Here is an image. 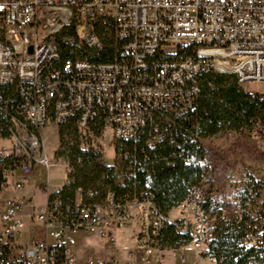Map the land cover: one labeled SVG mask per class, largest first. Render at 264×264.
<instances>
[{
	"label": "built area",
	"instance_id": "2783aa9c",
	"mask_svg": "<svg viewBox=\"0 0 264 264\" xmlns=\"http://www.w3.org/2000/svg\"><path fill=\"white\" fill-rule=\"evenodd\" d=\"M67 24L75 26L77 45L98 50L109 39L112 59L62 58L54 34ZM208 72L233 75L238 84L264 82V0H0V264H117L114 231L132 223L134 245L122 264H158L164 222L188 232L192 247L206 245L212 232L202 187H190L170 218L154 205L146 165L186 153L163 155L162 142L200 143L184 123ZM250 96L264 103V94ZM49 125L61 129L57 159L41 137ZM252 125L264 132V117ZM148 151L159 157L148 159ZM187 155L183 164H194ZM94 165L110 171L111 183L76 180ZM36 166L44 173L34 186L43 201L30 218L42 233L20 245V212L30 198L16 193ZM53 167L62 176L50 184ZM137 172H145L140 182ZM241 176L233 205L255 219L264 212V175ZM80 232L103 238L109 254L79 263L72 248ZM262 237L257 230L247 240Z\"/></svg>",
	"mask_w": 264,
	"mask_h": 264
},
{
	"label": "trees",
	"instance_id": "16d2710c",
	"mask_svg": "<svg viewBox=\"0 0 264 264\" xmlns=\"http://www.w3.org/2000/svg\"><path fill=\"white\" fill-rule=\"evenodd\" d=\"M104 26L105 24L98 25L97 31L103 32ZM64 36L68 39L62 40ZM54 41L62 58H86L95 61L112 59L113 51L109 39L104 38V44L98 50L83 44L77 45L73 26L62 34L55 35ZM263 117L264 103L243 91L233 75L208 72L201 77L196 111L190 123L184 125L187 127L189 124L193 125L190 133H196L201 139L223 129L238 130ZM58 133H61V129H58ZM179 142L177 140L172 146L162 142L157 146V150L163 152V155H168L171 150L177 152L183 148L186 151L183 156L176 153L174 156L158 159L146 165V170L153 179L150 190L155 207L167 215L171 208L180 203L190 187L201 186L202 207L209 216V228L212 232V237L206 243V255L213 258L216 264H264V212L258 211V217L253 219L244 215L242 208L234 206L233 202L230 206L229 202L212 196L210 188L203 186L208 177L202 165L207 155L205 147L201 142L197 143L198 145L192 144L187 138H184L180 145ZM187 154H193L196 160L194 164H183ZM147 157L153 159L159 156L148 151ZM109 175V170L94 165L79 171L76 180L108 185ZM144 176L145 172H137V181H142ZM257 230L262 233V240L251 245L247 237ZM159 242L161 248L180 246L190 242V234L180 233L173 223L164 222L160 229Z\"/></svg>",
	"mask_w": 264,
	"mask_h": 264
},
{
	"label": "rangeland",
	"instance_id": "374dc122",
	"mask_svg": "<svg viewBox=\"0 0 264 264\" xmlns=\"http://www.w3.org/2000/svg\"><path fill=\"white\" fill-rule=\"evenodd\" d=\"M75 26L73 24H67L62 26L55 34L60 35L63 31H66L69 27ZM105 36L109 35V29L105 31ZM68 37H62V40H66ZM238 84V83H237ZM243 91L248 93L264 94V82H246L238 84ZM41 137L46 153L52 159H57L58 153V130L54 125H49L41 129ZM109 139V129L105 128L103 131V143ZM201 144L206 149V157L202 161L207 171V181L203 185L204 188L209 187L211 195L215 198L223 201H227L232 205L233 189L242 180V173L245 172L253 180H261L264 175V132L257 133L253 129L252 122L244 125L238 130L223 129L211 136L200 139ZM105 153L108 154L110 147L105 148ZM44 173L38 166L34 168L33 175L29 177L25 187L18 191L17 195L27 196L34 195L38 199L41 198V194L35 192L33 186L36 185V178L43 177ZM62 176L60 168L53 167L49 170L50 184L56 183ZM40 192V191H39ZM40 197V198H39ZM260 199L264 200V189L260 192ZM175 209L169 211V217L175 215ZM133 228L126 226L120 229L121 235L124 238V246L131 247L132 242L130 235ZM22 238L26 236V231L22 232ZM90 236L87 233H77V249L83 252L85 255H94L97 251V246L84 237ZM75 246V247H76ZM200 248H193L191 245L181 247L176 252V257L179 259V255L182 254L189 264H215L212 260L211 263L208 260L203 263H197L196 251ZM168 250V248H167ZM125 249H121L119 255L123 257ZM177 259V260H178ZM192 262V263H191Z\"/></svg>",
	"mask_w": 264,
	"mask_h": 264
},
{
	"label": "crops",
	"instance_id": "0c3cea01",
	"mask_svg": "<svg viewBox=\"0 0 264 264\" xmlns=\"http://www.w3.org/2000/svg\"><path fill=\"white\" fill-rule=\"evenodd\" d=\"M33 188H34V186H33ZM34 191L37 192V193H40L36 189ZM40 196H41V198L39 197L40 199H38L34 195H27V197L30 198L29 203L20 212V217L22 218L23 223H24L22 232L26 231V233H27L26 236H24L23 238H22V234L23 233L21 234V236H20V238L18 240V243L20 245L27 243L32 237H40L41 236V233H42L41 227L33 219L30 218V213H31L32 208H34L36 205H38L39 203H41L43 201L42 194ZM173 208L175 209L176 213H175V215L173 217H170V218H175L178 215V211L179 210H178L177 206L173 207ZM173 208H171V209H173ZM169 211L167 213L168 216H169ZM129 226H131L133 228L132 233L130 235L131 242H132L131 247H132L134 245L133 233L135 231V224L132 223ZM121 229H123V228H121ZM89 235L90 236H86V238L84 236L83 237H84V239H87V237H89L90 238V242L94 243L97 246V248L95 249L97 252L94 255H97V256H106V255H108L109 252H110V248L105 243V240L103 238H99V237H97L95 235H91V234H89ZM114 235H115V238L117 240V250H116V257H117V260H118L117 264H122V262L126 258V251L129 248H131V247L124 246L125 242H124V238L121 235L120 229H116L114 231ZM87 240L89 241V239H87ZM76 245H77V239H76L75 246ZM186 245H191V243L188 242L186 244H183V245H180V246H176V247H162L161 248L162 259H161V261L158 264H189V262L186 261V259L184 258V256L182 254L179 255V259L176 257V252L179 251V249L181 247H184ZM75 246L72 248V253L74 254L76 260L79 263H81V262H83V259L86 256H89V255H85L83 252L78 251L77 246L76 247ZM201 247H203V248H201L200 250L196 251V260H197L196 262L197 263H203V261L208 260L211 263L212 260L214 261L213 258H211L208 255H206V250H207L206 245H203ZM167 248H168V250H167ZM121 249H125V252H123V254H124L123 257H120L122 255H119V253L121 252ZM214 263H215V261H214ZM132 264H152V263H151L150 260H147L145 262H139V261L133 259L132 260Z\"/></svg>",
	"mask_w": 264,
	"mask_h": 264
},
{
	"label": "water",
	"instance_id": "95a60500",
	"mask_svg": "<svg viewBox=\"0 0 264 264\" xmlns=\"http://www.w3.org/2000/svg\"><path fill=\"white\" fill-rule=\"evenodd\" d=\"M28 50H30V47H28Z\"/></svg>",
	"mask_w": 264,
	"mask_h": 264
}]
</instances>
